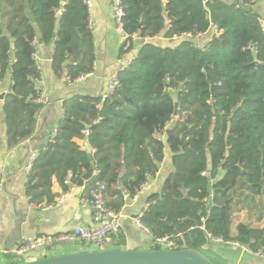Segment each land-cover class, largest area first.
<instances>
[{"label":"trees","instance_id":"16d2710c","mask_svg":"<svg viewBox=\"0 0 264 264\" xmlns=\"http://www.w3.org/2000/svg\"><path fill=\"white\" fill-rule=\"evenodd\" d=\"M260 1L122 0L124 31L140 38L137 53L110 95L64 100L55 135L28 172L30 203L53 205L70 190L69 174L75 184L82 179L91 162L76 140L88 129L98 173L84 194L104 183L107 205L121 210L168 152L171 167L139 215L152 236H173L181 249L201 251L215 264L226 263L208 256L209 234L264 253L260 228L239 222L233 232L237 212L264 218V19L254 7ZM212 28L217 33L199 48L194 37ZM157 36L179 37L178 43L163 46ZM136 43L122 44L121 55ZM41 45H53L58 76L66 68L73 82L94 70L84 0H0V84L11 77L3 98L10 147L34 135L45 108L37 101L43 71L34 56ZM54 181L63 193L53 191Z\"/></svg>","mask_w":264,"mask_h":264},{"label":"crops","instance_id":"0c3cea01","mask_svg":"<svg viewBox=\"0 0 264 264\" xmlns=\"http://www.w3.org/2000/svg\"><path fill=\"white\" fill-rule=\"evenodd\" d=\"M262 1L264 0L260 3ZM260 6L256 5L255 9L261 13ZM90 14L96 49L94 70L73 82L68 79L66 68L58 76L52 69L53 45H41L39 60L44 75L42 88L50 102L38 116L34 135L13 147L8 144L7 125L3 111V98L11 88L10 75L0 84V163L6 171L0 198V255L12 256L14 249L20 244L16 242L15 245H11L10 242L14 237L15 222L20 212L26 216L25 222L21 225L22 239L71 233L78 225L93 224L91 210L80 205V196L84 194L88 180L85 181L84 186H79V184L71 186L68 195L63 193L62 187L54 181L53 191L63 193L61 196L64 201L48 209H38L32 205L25 191L30 154L40 152L45 143L48 145L63 117L64 100L75 95L105 96L110 79L136 55L140 45L139 41L135 49L121 55L123 38L116 25L113 7L109 0H94ZM211 32L213 34V30H210L208 34ZM154 39L163 46H175L178 43L177 38L166 39L163 36H157ZM85 140L87 137L76 141L84 146ZM93 151L92 149V153ZM170 167L171 162L167 152L166 159L160 166L158 176L153 179L151 188L134 198H126L125 205L121 209L123 214L121 228L114 241L115 243L124 242L119 248L150 249L153 247L152 234L140 227L135 218L147 207L149 195L160 189ZM253 226L264 230V218L258 222L254 221ZM233 232H236V227ZM81 246L88 247V244L75 238L67 239L61 243L56 242L50 249L38 250L37 257L51 256L54 253L59 255L81 252L83 251ZM206 248L210 252L215 251L221 255L226 264H264V256L241 246L210 240Z\"/></svg>","mask_w":264,"mask_h":264},{"label":"built area","instance_id":"2783aa9c","mask_svg":"<svg viewBox=\"0 0 264 264\" xmlns=\"http://www.w3.org/2000/svg\"><path fill=\"white\" fill-rule=\"evenodd\" d=\"M87 4L89 10L93 7L94 0H84ZM112 4L113 11H114V18L116 25L122 35L123 42L125 48H129L131 42H138L140 40L139 36L137 34L129 35L126 31H124L123 28V16H124V8H123V2L122 0H109ZM213 34L217 33L216 28H212ZM209 32V31H208ZM208 32L206 33H199L195 37L192 33H185L181 37L185 38H192L194 37L198 47L204 48L207 41L210 39L211 36H209ZM212 34V35H213ZM180 37V38H181ZM179 38V37H175ZM35 58L39 62V67L42 70V66L40 64V49H38L35 52ZM129 64V62L125 63V67ZM44 83V75L43 72L40 75V77L37 79V87L41 90L39 97L37 98V101L46 107L49 104V98L44 92V89L42 88V85ZM119 84L118 79V73L113 75V77L110 79L109 82V88L105 96L110 95L113 93L117 85ZM56 132V130H55ZM55 132L52 134L51 137L55 135ZM83 134L85 137L88 136L89 130L85 129L83 130ZM39 155V152H32L30 154L28 163H27V172H29L32 168V165L34 161L37 159ZM166 159V155L164 160L162 161L161 165L164 163ZM160 165V166H161ZM160 172L156 173L154 177H149L147 181H145L138 194H140L143 191H147L152 186V181L155 177L158 176ZM98 171L94 170L93 174H97ZM6 178V171L2 163H0V198L3 192L4 187V181ZM65 183L68 184L71 188V186L76 185L72 182V174H69L66 179ZM105 184L104 183H98L97 186L91 188L86 194H83L80 196V205L84 208H88L92 212V218H93V224L92 225H78L73 229V232L71 233H62L58 235H46V236H34L29 239H22L20 244L14 249L12 256H18V257H24L25 260H32L37 259V251L40 249H47L51 248L56 242L64 241L67 239H78L86 244H88V247H94L96 250H107L114 247V237L119 232L121 228V219L123 217V214L121 210H116L107 205L106 198H105ZM185 192V189H183ZM69 190L65 192V194H69ZM137 194V195H138ZM136 195V196H137ZM64 201L63 197L61 196L59 199H57V202L55 204H50L45 206L42 209H48L53 206L59 205ZM136 223L142 227L145 231H149V229L142 223V220L140 216L135 218ZM208 237L211 240L224 242L227 244H232L234 246H241L245 249H249L247 246L240 244L236 241H225L222 238L213 237L212 235H208ZM180 244L173 238V236H163V237H153V248L154 249H171V250H178L180 248ZM254 252V251H253ZM258 255L264 256V253L262 251L254 252Z\"/></svg>","mask_w":264,"mask_h":264},{"label":"water","instance_id":"95a60500","mask_svg":"<svg viewBox=\"0 0 264 264\" xmlns=\"http://www.w3.org/2000/svg\"><path fill=\"white\" fill-rule=\"evenodd\" d=\"M144 42V41H143ZM3 98V96H1ZM177 112V108H176ZM50 135V133H48ZM45 143L41 150L46 147ZM91 165L89 170L78 182L79 186H84L85 181L89 180L94 172V156L92 147L88 140L84 141ZM128 195V192L125 193ZM19 218L15 222L14 237L10 240L11 245L21 242V225L25 222L26 216L20 212ZM262 233L264 230L261 229ZM264 245V241H263ZM7 264V263H4ZM9 264H215L203 252L183 248L178 250L171 249H128L111 248L107 250L88 249L86 251L51 255L44 258L32 260L16 261Z\"/></svg>","mask_w":264,"mask_h":264},{"label":"rangeland","instance_id":"374dc122","mask_svg":"<svg viewBox=\"0 0 264 264\" xmlns=\"http://www.w3.org/2000/svg\"><path fill=\"white\" fill-rule=\"evenodd\" d=\"M256 5H261L260 7H261V15H262V19H264V1H262L261 3L259 2L258 4H256ZM256 5H254V7L256 6ZM212 35V32L209 34V36H211ZM239 222H248V223H251L252 225H254V220L253 219H251V217L250 216H248L247 214H246V212H242V211H240V212H237V214H236V216H235V219H234V222H233V229L236 227V225L239 223ZM60 243L62 242V241H59ZM82 247V246H81ZM48 249H50V247L48 248ZM88 249H94V247H85V246H83L82 247V250L83 251H86V250H88ZM53 254V253H52ZM54 255H57V254H55L54 253ZM208 256L209 257H212V258H218V259H221L222 260V257H221V255H219L218 253H216L215 251H212V252H210L209 254H208ZM12 260H15V261H23V260H25V258L24 257H18V256H3V255H0V264H4V262H6V261H12Z\"/></svg>","mask_w":264,"mask_h":264}]
</instances>
